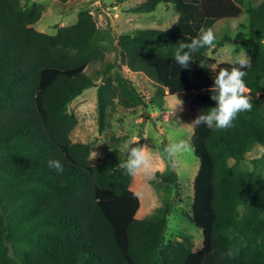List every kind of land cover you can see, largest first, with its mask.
Returning a JSON list of instances; mask_svg holds the SVG:
<instances>
[{"label":"trees","instance_id":"obj_1","mask_svg":"<svg viewBox=\"0 0 264 264\" xmlns=\"http://www.w3.org/2000/svg\"><path fill=\"white\" fill-rule=\"evenodd\" d=\"M160 3H172L177 12L171 26L114 35L87 10L55 33L42 32L34 27L40 5L0 0V264H264V154L251 168L229 164L245 159L254 144L264 145V0H248L244 9V80L253 107L232 127L215 131L194 120L215 107L211 89L218 72L237 65L222 61L209 70L206 51L215 48L205 47L180 68L174 53L214 23L237 18L241 0H143L131 11L152 12ZM123 66L150 79L147 101ZM91 86L99 132L116 103L165 110L168 95L190 102L198 167L188 217L201 230L200 248L166 241L169 199L152 216L135 217L140 199L129 187L132 176L119 167L126 159L119 151L124 135L109 136L96 163L87 142L71 139L78 119L68 106ZM51 159L62 163V173L49 168ZM168 165L151 182L176 188L178 175ZM230 248L238 249L233 257L226 255Z\"/></svg>","mask_w":264,"mask_h":264},{"label":"rangeland","instance_id":"obj_2","mask_svg":"<svg viewBox=\"0 0 264 264\" xmlns=\"http://www.w3.org/2000/svg\"><path fill=\"white\" fill-rule=\"evenodd\" d=\"M142 1L67 0L62 4L56 0H22V3L25 6L37 4L42 7V15L34 27L47 33H55L57 27L73 23L82 10H87L93 15L99 28L109 29L114 35L122 31L134 32L148 27L166 29L176 20L177 12L172 3H160L152 12L131 11V8L136 7ZM247 1L241 0L242 13L237 18L216 22L208 28L214 32L216 37L212 46L215 51L211 49L206 51L209 70H213L219 62H234L238 56L248 57L241 47V40L247 37L248 22L244 11ZM224 36H229L230 39L216 47V41ZM103 48L106 58L111 59L113 52L107 43L103 42ZM96 67L90 66L87 70L92 71ZM122 72L147 101L153 93L150 79L143 73L132 72L124 66ZM261 98L264 105V83ZM179 102L181 101L174 95L166 96L164 98L165 110H160L154 105L145 108L141 105L124 107L116 103L109 109L104 130L99 132L96 87H88L68 106V111L74 113L78 119L77 125L71 132V139L87 142L91 148L90 160L96 163L103 158L109 136L124 135L126 137L120 143L119 151L133 137H141L140 145L148 146V150L156 158L157 168L151 176L140 174L131 177L129 187L137 193L141 202L135 217L148 218L163 201L171 200L172 209L168 215L165 230L166 241L190 243L192 249L196 250L202 245V233L188 217L193 193L192 181L198 167V159L193 154L192 147L190 151L181 153L177 157L175 166H172L179 178V185L176 188H163L151 182L156 171L166 173L169 168V161L163 150L169 142L184 140L190 144L194 108L189 101H182V104L175 108ZM95 151L97 156L93 158ZM262 154H264V145L256 143L246 153L245 159L238 163L230 159L229 164L251 168L252 159Z\"/></svg>","mask_w":264,"mask_h":264},{"label":"clouds","instance_id":"obj_3","mask_svg":"<svg viewBox=\"0 0 264 264\" xmlns=\"http://www.w3.org/2000/svg\"><path fill=\"white\" fill-rule=\"evenodd\" d=\"M215 39V34L211 29L202 30L198 37L191 39L190 43L179 44L174 53L175 61L180 65V68H188L193 63L192 55L201 48L212 47ZM234 64L237 66H233L231 70L222 69L216 75L211 89V99L216 102V105L196 117L195 124H205L214 131L223 130L233 126V121L239 113L251 111L253 107L251 96L247 94L248 89L244 80L247 75L244 69L247 68L249 59L247 56H238ZM181 104L182 101L177 103L175 108ZM140 138L133 137L120 149L126 159L119 164V167L125 169L133 177L140 174L151 176L157 168L156 158L148 150V146L139 144ZM190 150V144L180 140L169 142L164 148V153L169 163L175 166L177 157ZM96 156L95 151L93 158ZM48 166L54 168L58 173H62L64 170L62 163L57 159L49 160ZM237 252L238 249L230 248L226 255L233 257Z\"/></svg>","mask_w":264,"mask_h":264},{"label":"crops","instance_id":"obj_4","mask_svg":"<svg viewBox=\"0 0 264 264\" xmlns=\"http://www.w3.org/2000/svg\"><path fill=\"white\" fill-rule=\"evenodd\" d=\"M140 204H141V202H140Z\"/></svg>","mask_w":264,"mask_h":264}]
</instances>
